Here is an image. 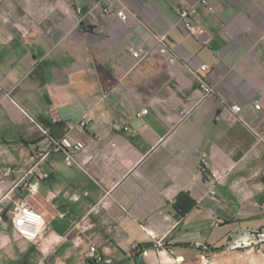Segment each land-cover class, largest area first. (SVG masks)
I'll list each match as a JSON object with an SVG mask.
<instances>
[{
    "label": "crops",
    "instance_id": "0c3cea01",
    "mask_svg": "<svg viewBox=\"0 0 264 264\" xmlns=\"http://www.w3.org/2000/svg\"><path fill=\"white\" fill-rule=\"evenodd\" d=\"M200 1L0 0V264H164L264 233V0H208L192 33L178 11ZM67 136L88 148L50 154L32 196L33 152ZM19 199L44 215L38 241L13 228Z\"/></svg>",
    "mask_w": 264,
    "mask_h": 264
},
{
    "label": "built area",
    "instance_id": "2783aa9c",
    "mask_svg": "<svg viewBox=\"0 0 264 264\" xmlns=\"http://www.w3.org/2000/svg\"><path fill=\"white\" fill-rule=\"evenodd\" d=\"M198 5H205L209 8L211 12H215V9L208 0H201L197 5H194L190 9L180 10V23L184 24L189 32L196 33L197 27L189 20L190 14L196 11ZM118 16L122 21L128 20V8L123 5L122 9L118 11ZM160 52L170 56V61L177 62L178 58L176 57L174 51L166 42L165 35H155ZM141 49H134L133 56L135 58L140 57ZM211 71V68L204 64L198 70L195 71V75L199 80V87L203 93L204 97L211 96L215 93V89L208 82V76ZM262 106L256 104V109L260 110ZM230 110V120L236 122L239 119V112L241 111V106L235 104L229 107ZM148 110L145 109L143 113H147ZM88 148V144L85 141H76L70 137H64L61 139H50L48 140V146H38L33 152V164L31 167L24 172L22 180L26 181L25 186L29 190V193L34 196L38 193V181H31V178L37 177L38 179L46 180L50 178V174L42 171V165L46 162L48 156L52 153H63L65 155V162L68 166L73 165L79 160L80 154ZM201 172L204 175L210 177L211 183H218L220 176L217 171H215L212 166L209 164L205 157L201 158ZM30 179V180H29ZM6 197L0 199V206L3 203ZM12 225L16 233L24 240L27 241H38L40 239L41 231L45 225L44 215L38 210L34 209L29 203L23 199L16 200L13 203L12 208ZM85 227L81 228V233L77 235L74 239V244L76 247H82L84 245ZM258 234V236H262ZM157 248L162 247L161 241L157 242ZM193 248L198 250L203 259H207V256L212 252V248L203 243H196L193 245ZM90 253L96 258V262L102 261V257L99 254L98 248L95 245L90 247ZM147 255V252H144ZM185 261L184 257H178L177 262L183 263ZM112 261H109V263Z\"/></svg>",
    "mask_w": 264,
    "mask_h": 264
},
{
    "label": "rangeland",
    "instance_id": "374dc122",
    "mask_svg": "<svg viewBox=\"0 0 264 264\" xmlns=\"http://www.w3.org/2000/svg\"><path fill=\"white\" fill-rule=\"evenodd\" d=\"M182 251L185 252L183 263L177 262V257L164 264H264V235L236 238L223 251L211 252L207 259H203L199 251Z\"/></svg>",
    "mask_w": 264,
    "mask_h": 264
},
{
    "label": "trees",
    "instance_id": "16d2710c",
    "mask_svg": "<svg viewBox=\"0 0 264 264\" xmlns=\"http://www.w3.org/2000/svg\"><path fill=\"white\" fill-rule=\"evenodd\" d=\"M258 235V234H257ZM180 246H184L185 248L187 247V246H185V245H180ZM224 250V248H219V249H212V253H215V252H218V251H223ZM143 253V252H142ZM142 253H140V252H136L135 253V257H139ZM135 264H144V263H137V261L135 262Z\"/></svg>",
    "mask_w": 264,
    "mask_h": 264
}]
</instances>
